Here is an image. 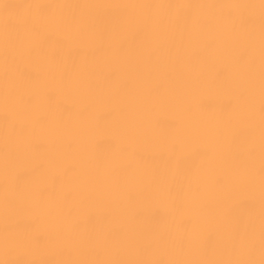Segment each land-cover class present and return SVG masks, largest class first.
Segmentation results:
<instances>
[{
  "label": "bare ground",
  "instance_id": "obj_1",
  "mask_svg": "<svg viewBox=\"0 0 264 264\" xmlns=\"http://www.w3.org/2000/svg\"><path fill=\"white\" fill-rule=\"evenodd\" d=\"M0 264H264V0H0Z\"/></svg>",
  "mask_w": 264,
  "mask_h": 264
}]
</instances>
